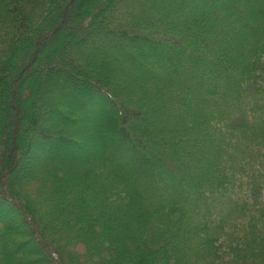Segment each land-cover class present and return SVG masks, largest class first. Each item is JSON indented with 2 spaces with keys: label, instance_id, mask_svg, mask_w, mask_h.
Here are the masks:
<instances>
[{
  "label": "trees",
  "instance_id": "1",
  "mask_svg": "<svg viewBox=\"0 0 264 264\" xmlns=\"http://www.w3.org/2000/svg\"><path fill=\"white\" fill-rule=\"evenodd\" d=\"M0 110V264H264V0H0Z\"/></svg>",
  "mask_w": 264,
  "mask_h": 264
},
{
  "label": "rangeland",
  "instance_id": "2",
  "mask_svg": "<svg viewBox=\"0 0 264 264\" xmlns=\"http://www.w3.org/2000/svg\"><path fill=\"white\" fill-rule=\"evenodd\" d=\"M206 9H204V10H202V11H205ZM66 46V48H68V47H72L73 46V42L72 41H68L66 44H65ZM51 56H53V54H51ZM140 74H142V75H145V76H147L146 75V73L144 72V71H142V72H140ZM152 77H154V78H157V77H163V75L161 76V75H158V71L157 70H155V72H154V74L152 75ZM47 100H49V97H47ZM43 111L44 110H47V105H43ZM0 115H1V110H0ZM107 115H111L110 114V112L108 113L107 112ZM49 118H48V116L46 115V114H44L43 113V115H42V118H41V123H45V122H47V120H48ZM52 120H54L55 121V119H52ZM81 127H79L80 129H81V131L82 132H84V129L88 126V127H90V126H93L94 124H92V123H90V122H88V120H85V119H81ZM83 126V127H82ZM91 132L92 131H90L89 130V133L88 132H86V134L87 135H90L91 134ZM4 134L2 133V136H3ZM106 143H109L110 141H105ZM104 142V143H105ZM46 150H47V152L45 153L46 154V156L47 157H55V158H62V157H66V156H68V154H66V152H58V151H55L53 148H50V146L49 147H47L46 148ZM101 149L98 147V146H93V147H91V146H86V148H85V150H83V151H79V152H76L74 155L75 156H77V157H80V158H84V157H86L88 154H94V153H97V152H99ZM31 157H29L28 159H26V161H25V166H27V169H28V173L25 175L26 177L27 176H29V174L31 173V171L30 170H32V168H33V166H34V164L36 163V160H37V158L40 156V152L38 151V150H36V151H32L31 152ZM141 159V158H140ZM138 161H139V159H138ZM17 218V217H16ZM15 222L18 224V225H21V222H19V220L17 221V219H15Z\"/></svg>",
  "mask_w": 264,
  "mask_h": 264
}]
</instances>
